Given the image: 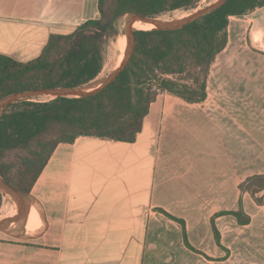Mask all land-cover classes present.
I'll list each match as a JSON object with an SVG mask.
<instances>
[{
	"label": "crops",
	"instance_id": "1",
	"mask_svg": "<svg viewBox=\"0 0 264 264\" xmlns=\"http://www.w3.org/2000/svg\"><path fill=\"white\" fill-rule=\"evenodd\" d=\"M99 16L98 0H0V53L33 59L51 34L72 33ZM234 20L244 51L254 55L253 62L238 60L236 93L226 90L239 99L237 109L209 100L215 81L209 75L201 103L207 109L164 92L133 142L84 136L58 144L23 194L21 210L2 193L0 212L8 213L0 220H13L0 229V264H146L164 224H172L186 249L192 251L183 233L204 256L228 259L223 237L235 217L227 212L240 200L247 212L253 199L239 185L264 175L263 109H243L247 88L262 86L256 75L264 61V6L230 16L227 46Z\"/></svg>",
	"mask_w": 264,
	"mask_h": 264
},
{
	"label": "trees",
	"instance_id": "2",
	"mask_svg": "<svg viewBox=\"0 0 264 264\" xmlns=\"http://www.w3.org/2000/svg\"><path fill=\"white\" fill-rule=\"evenodd\" d=\"M199 0H98L99 18L87 20L69 34H51L41 53L19 61L0 53V98L29 89L80 86L94 80L103 68V51L114 21L128 13L157 16L190 9ZM264 6V0H228L218 9L177 30H134L129 61L107 87L85 97H56L11 104L0 116V176L28 194L54 148L80 137L133 142L150 104L160 93L188 103L207 97L212 64L228 42L230 16ZM125 44L127 39L124 34ZM118 49L121 45L117 40ZM241 192L262 204L264 175L247 178ZM2 193L0 192V205ZM184 227V221L159 209ZM238 224L250 221L242 207L227 212ZM216 242L220 234L212 219ZM185 245L196 253L183 233ZM209 258V257H207Z\"/></svg>",
	"mask_w": 264,
	"mask_h": 264
},
{
	"label": "rangeland",
	"instance_id": "3",
	"mask_svg": "<svg viewBox=\"0 0 264 264\" xmlns=\"http://www.w3.org/2000/svg\"><path fill=\"white\" fill-rule=\"evenodd\" d=\"M214 1L216 0H199L196 5L190 9L174 10L157 15L155 17L159 18L166 16L175 19V16H181L186 13L189 14L196 9L207 6L206 4H212ZM126 17L127 16L124 15L114 21L113 31L110 35L111 39L108 38L106 40V43L104 44L103 68L98 76L94 80L90 81L92 84L100 82L110 72H112L119 66L120 63L118 62V60L121 54V50L118 49L116 42L121 32L116 26L117 23L123 19V24H125ZM236 28L237 21L234 20L231 23L230 31L232 34L235 29V35L231 39L230 44L228 46L226 45V49L224 48L223 51H221L217 55L214 61L215 66H211L212 68L209 72V75H211V77L215 80L213 83V88L210 87V89L208 90L210 93L209 100L211 99V102L217 101L219 104L218 109H224V107L228 104V109H237V101L239 99H237L236 96L230 95L226 90L228 89V86H233L232 90L235 93L237 91L238 60L243 59L244 56L249 59V61L253 62L254 60V55H250L244 51V47L241 41H239L238 36L236 35ZM122 33L125 34L124 31ZM246 49L247 51H249L248 48ZM257 57L259 59L261 56ZM257 67L258 69H261L260 71L258 70L259 72L256 76L260 77L258 84L261 83L262 86L256 85V87L254 88V86L252 85L247 88V95L245 98H243V109H263L262 118L264 120V68H262L264 67V61H258ZM228 73H231V75L233 76V79L230 83H228L227 79H225V76ZM250 77H254L253 72L250 74ZM201 103L202 102L193 106V109H207V104ZM251 115L253 116V114ZM242 193H247L251 196L249 192ZM263 194L264 190L257 193L256 196L259 197ZM251 198L253 199L252 196ZM251 203V208L249 207L247 209V212L243 209L244 212L250 217V221L248 224L240 225L238 224L236 218L234 219L231 217L228 233L225 235V237H223L224 243L227 242L230 247L228 259L224 258L223 261V259L221 258H207L203 254L186 249L181 243L178 242L176 234L174 232L175 229L172 224H164L162 226V232H164L165 234L157 238L154 245V251L150 254L146 264H264V200L262 204L256 203L254 199ZM7 213V210H2L0 212V215H4Z\"/></svg>",
	"mask_w": 264,
	"mask_h": 264
},
{
	"label": "water",
	"instance_id": "4",
	"mask_svg": "<svg viewBox=\"0 0 264 264\" xmlns=\"http://www.w3.org/2000/svg\"><path fill=\"white\" fill-rule=\"evenodd\" d=\"M228 0H216L212 4L207 5L203 8L196 9L189 14L175 18L171 20H157L155 16H143L137 13H128L125 18V36L127 39V44L125 48V53L119 66L110 72L103 80L98 83L92 84L91 82L80 86H59V87H47V88H37L29 89L21 92L11 93L0 98V116L4 111L16 102L33 100L41 101V99L49 100L56 97H85L93 95L103 88L107 87L112 81L115 80L117 75L125 67L131 54L134 50V30H144V29H134L132 24L136 21H141L143 23H153L155 29L161 30H177L183 28L185 25L199 19L200 17L213 12L214 10L221 7ZM151 28V29H153ZM0 192L10 196L12 200L19 206L21 210L23 205V194L14 189L0 176ZM13 218L0 220V229L4 228L7 223L12 221Z\"/></svg>",
	"mask_w": 264,
	"mask_h": 264
},
{
	"label": "bare ground",
	"instance_id": "5",
	"mask_svg": "<svg viewBox=\"0 0 264 264\" xmlns=\"http://www.w3.org/2000/svg\"><path fill=\"white\" fill-rule=\"evenodd\" d=\"M206 5H208V4H206ZM184 11V10H183ZM169 12V11H168ZM176 13V12H175ZM185 15H187V13L186 14H183V15H181V16H175L174 18H180V17H183V16H185ZM157 20H166V21H168V20H171V19H173V18H169V17H166V16H164V17H159V18H156ZM123 21H124V19L123 20H121V21H119L118 23H117V28H118V30L121 32L120 34H119V36H118V38H117V40L119 41V43H120V45H121V54H120V57H119V60H118V62L120 63L121 61H122V59H123V56H124V53H125V48H126V44H125V40H124V33H122L124 30H125V24H123ZM154 27V24L153 23H143V22H141V21H136V22H134L133 24H132V28H134V29H151V28H153ZM111 39V38H110ZM109 39V40H110ZM109 45V44H108ZM109 48V47H108ZM108 52V51H107ZM112 52V51H111ZM108 54V53H107ZM112 54V53H111ZM109 56V55H108ZM113 57H115V56H113ZM111 58V57H110ZM114 59V58H113ZM112 59V60H113ZM109 60H111V59H109ZM107 63V62H106ZM112 67V66H111ZM6 199V198H5ZM1 201H2V199H1ZM6 201V200H5ZM8 202V201H7ZM9 204V203H8ZM10 205V204H9ZM8 208V207H7Z\"/></svg>",
	"mask_w": 264,
	"mask_h": 264
}]
</instances>
